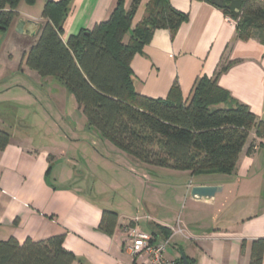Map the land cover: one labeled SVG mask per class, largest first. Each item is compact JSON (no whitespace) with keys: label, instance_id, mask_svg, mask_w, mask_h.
<instances>
[{"label":"crops","instance_id":"crops-1","mask_svg":"<svg viewBox=\"0 0 264 264\" xmlns=\"http://www.w3.org/2000/svg\"><path fill=\"white\" fill-rule=\"evenodd\" d=\"M46 1L19 2L7 32L12 34L21 18L35 22L34 33L26 31L16 46L4 47L9 54L6 67L0 62V130L10 135L0 150V239L14 236L23 242L28 237L40 240L64 234L63 246L76 257L71 264H132L127 228L138 225L143 231L161 233L157 225H162L171 231L165 250L169 259L180 258L183 251L189 264H249L251 240L264 237V138L251 131L232 174L190 175L188 171L145 169L101 139L76 101L71 113L67 108L57 110L67 132L56 122L40 125L31 106L32 90L39 85L46 89L44 85L57 79L29 69L23 55L45 22ZM148 1L140 0L132 27L142 19ZM130 2L125 0V7ZM169 2L186 13L187 20L173 34L157 29L133 56L135 91L166 98L176 82L186 101L198 77L213 76L228 64L217 77L218 85L264 122V44L258 37L238 39L235 21L208 0ZM115 4L116 0H70L62 39L105 21ZM66 97L72 104L73 96L68 92ZM88 136L89 141L84 138ZM251 144L255 146L249 149ZM135 166L140 172H153L161 181L165 176H179V182L155 181L146 186L151 193H157L162 184L176 189L174 205L182 201L183 211L174 213L176 206L155 195L141 200ZM163 171L168 172L163 175ZM193 185H220L221 189L203 198L190 194ZM103 209L118 215L112 235L97 228Z\"/></svg>","mask_w":264,"mask_h":264},{"label":"trees","instance_id":"trees-1","mask_svg":"<svg viewBox=\"0 0 264 264\" xmlns=\"http://www.w3.org/2000/svg\"><path fill=\"white\" fill-rule=\"evenodd\" d=\"M20 1L0 0V32L13 22ZM69 2H45V22L23 59L39 76L53 77L63 84L101 139L145 169L229 175L251 131L254 129L257 136L264 138V122L217 83L228 64L213 76L198 77L186 101L181 99L176 82L166 98H151L135 91L133 56L157 29L173 34L187 20V14L174 8L169 0H149L134 27L131 21L140 0H131L128 7L125 0H116L108 19L63 40L62 25ZM220 9L235 21L238 39L258 37L264 44V0H242L237 17L225 7ZM9 138L8 132L0 130V150ZM254 146L251 144L249 149ZM117 220L115 211L103 209L97 228L112 235ZM157 226L161 233L151 231L153 235H170L169 227ZM63 242L64 234L40 240L28 237L23 242L14 236L0 239V264H71L76 257ZM263 252L264 237L251 240L249 264H262ZM175 261L181 264V258Z\"/></svg>","mask_w":264,"mask_h":264},{"label":"rangeland","instance_id":"rangeland-1","mask_svg":"<svg viewBox=\"0 0 264 264\" xmlns=\"http://www.w3.org/2000/svg\"><path fill=\"white\" fill-rule=\"evenodd\" d=\"M9 31L10 30H8V32L7 30L3 33L0 32V62L3 64L4 67H6L4 62L8 60L7 58H9L8 57L9 54L7 52H4V47L10 48L11 46H16L18 42L17 39H20V37H24L21 34H18L15 30L12 32V34L11 32L9 34ZM42 86L39 85L38 87L32 90V92L35 95V98H34L35 100H31L32 101L31 106L36 111L35 120L40 125H43V126H50L52 125V123L56 122V125L59 124L60 126H62L61 128H63V130L67 132L66 129L64 128L65 122L62 119V117L60 118L59 114L57 113V110H61L62 112V110L67 108L68 111L71 113V111L74 110V102H75L74 98H71L70 101L72 104H70V102L67 100V97L65 98V94L68 92H66L67 90L63 86V84L59 86L58 80L53 82V84L48 83L47 85H44L46 89H43ZM49 115H51V117ZM84 138L87 139L88 141L90 140L89 136L84 137ZM134 170L135 172H137V175H139V178L138 177L137 178L140 179L139 181H141V191H140L141 200L144 201L148 199L150 196L155 195V197H157V199L160 201H165V200L167 202L170 201L171 204L169 202V205H171V207L174 208V206H176L174 213H181L183 211L182 201L174 205L177 199L176 194H175L177 191L176 189H174L175 190L174 191L169 186H166V184H162L161 186H159L157 193L156 192L151 193L149 189V187L152 186V183L155 185L154 183L155 181L157 182H179L178 180V178H180L179 176H175L173 178H169L165 176L163 179L164 181H161V178L156 177V175L153 174V172L151 171L149 172V170L148 171L142 170V172H140L139 167H136V166L134 167ZM143 172L145 173V176L142 174ZM167 172L168 171H163L162 173H164L163 175H165V173ZM137 178H136V181L138 180ZM146 183L149 185V187L146 186ZM128 242H129V239H128ZM140 259L141 257L138 258L137 261H140Z\"/></svg>","mask_w":264,"mask_h":264},{"label":"built area","instance_id":"built-area-1","mask_svg":"<svg viewBox=\"0 0 264 264\" xmlns=\"http://www.w3.org/2000/svg\"><path fill=\"white\" fill-rule=\"evenodd\" d=\"M127 237L128 252L135 264H177L174 259L165 256L169 237L155 236L149 231L141 230L138 225L127 228ZM140 257V261H137Z\"/></svg>","mask_w":264,"mask_h":264},{"label":"water","instance_id":"water-1","mask_svg":"<svg viewBox=\"0 0 264 264\" xmlns=\"http://www.w3.org/2000/svg\"><path fill=\"white\" fill-rule=\"evenodd\" d=\"M208 1H210L212 4L220 8L225 7L229 9L233 17L238 16L240 6L242 3V0H208ZM26 23H28L27 27H25ZM34 25L35 22L33 21H25L19 18L15 25V31L19 34H23L26 31L33 34L34 31L31 30V26ZM220 189H221L220 185H193L190 188V194L196 197L210 198ZM180 258H181V264H188L187 257L185 256L183 251H180Z\"/></svg>","mask_w":264,"mask_h":264}]
</instances>
